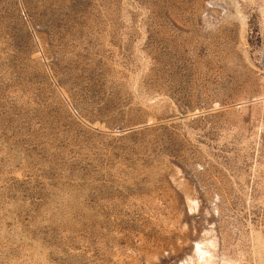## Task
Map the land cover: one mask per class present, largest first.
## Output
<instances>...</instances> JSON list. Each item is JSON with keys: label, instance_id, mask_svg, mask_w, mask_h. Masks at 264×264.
Instances as JSON below:
<instances>
[{"label": "rangeland", "instance_id": "374dc122", "mask_svg": "<svg viewBox=\"0 0 264 264\" xmlns=\"http://www.w3.org/2000/svg\"><path fill=\"white\" fill-rule=\"evenodd\" d=\"M0 264H264V0H0Z\"/></svg>", "mask_w": 264, "mask_h": 264}]
</instances>
